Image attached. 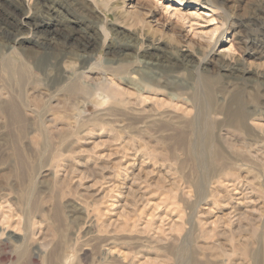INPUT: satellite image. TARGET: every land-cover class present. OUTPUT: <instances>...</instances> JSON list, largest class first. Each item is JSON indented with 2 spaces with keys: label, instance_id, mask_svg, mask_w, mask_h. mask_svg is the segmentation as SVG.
<instances>
[{
  "label": "rangeland",
  "instance_id": "obj_1",
  "mask_svg": "<svg viewBox=\"0 0 264 264\" xmlns=\"http://www.w3.org/2000/svg\"><path fill=\"white\" fill-rule=\"evenodd\" d=\"M0 264H264V0H0Z\"/></svg>",
  "mask_w": 264,
  "mask_h": 264
},
{
  "label": "bare ground",
  "instance_id": "obj_2",
  "mask_svg": "<svg viewBox=\"0 0 264 264\" xmlns=\"http://www.w3.org/2000/svg\"><path fill=\"white\" fill-rule=\"evenodd\" d=\"M46 8V11H47V13L48 14H53V13H55L56 11L54 10V7H52V6H50V7H45ZM26 14L24 15V18H26ZM20 24L22 25V26H27V25H31L32 23H30V21L26 18V19H23V20H21V22H20ZM41 25L40 24H38L37 25V28H39ZM56 32H60V34L59 33H57V34H54V33H56ZM73 33V32H72ZM72 33H67L66 31H60L59 30V28H55V29H53V30H47L46 32H43L42 31V34L45 36L44 38V40H46V41H42L41 42V46L43 47V48H45V49H47L49 46H50V44H49V42H48V40H53V39H56V38H58V40H60V41H62V44H63V46L64 47H77V48H83V49H88V48H90L91 46H92V44L91 43H89V42H87V40L85 39V38H83L82 36H75L74 34H72ZM9 34V33H8ZM52 34V35H51ZM48 36V37H47ZM86 36V35H85ZM56 37V38H55ZM87 37V36H86ZM48 39V40H47ZM49 45V46H48ZM150 48V47H149ZM65 49V48H64ZM66 50V49H65ZM64 51V50H63ZM148 51V50H147ZM113 52V51H112ZM153 54V53H152ZM67 56V55H66ZM70 56V55H69ZM153 64H154V62H153ZM152 65V64H151ZM156 65V64H155ZM152 66H154V65H152ZM232 71V70H231ZM197 107H198V105H197ZM197 113V112H196ZM199 115V114H198ZM234 115V114H233ZM200 116V115H199ZM198 119V118H197ZM236 121V120H235ZM238 121V120H237ZM236 121V122H237ZM191 124V123H190ZM238 124V123H237ZM195 126V125H194ZM196 126H198V125H196ZM195 128H197V127H195ZM200 128V127H199ZM195 130V129H194ZM201 135V134H200ZM195 138H196V136H194ZM201 138V137H200ZM194 139V138H193ZM202 141V140H201ZM199 142V141H198ZM201 144V143H200ZM203 144V143H202ZM193 145V144H192ZM197 145V143H195V146ZM202 146V145H201ZM197 147V146H196ZM199 148V147H198ZM200 149V148H199ZM198 152H199V157L200 158H202V151L200 152L199 150H198ZM193 153V152H192ZM198 159V158H197ZM205 162V161H204ZM196 163H197V161H196ZM201 164V163H200ZM205 163H203L202 165H204ZM205 167H206V165H205ZM203 168V167H202Z\"/></svg>",
  "mask_w": 264,
  "mask_h": 264
}]
</instances>
